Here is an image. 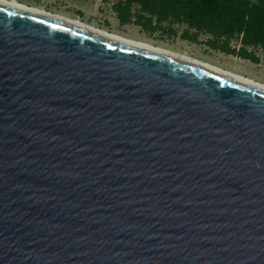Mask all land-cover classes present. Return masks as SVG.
<instances>
[{"label":"water","instance_id":"water-1","mask_svg":"<svg viewBox=\"0 0 264 264\" xmlns=\"http://www.w3.org/2000/svg\"><path fill=\"white\" fill-rule=\"evenodd\" d=\"M0 264H264V90L0 7Z\"/></svg>","mask_w":264,"mask_h":264},{"label":"trees","instance_id":"trees-1","mask_svg":"<svg viewBox=\"0 0 264 264\" xmlns=\"http://www.w3.org/2000/svg\"><path fill=\"white\" fill-rule=\"evenodd\" d=\"M112 9L120 23L142 29L153 30L167 19L183 23L209 34L211 48L251 62L258 58L246 47L264 46V0H117ZM231 38L238 39L237 48L228 45Z\"/></svg>","mask_w":264,"mask_h":264},{"label":"rangeland","instance_id":"rangeland-1","mask_svg":"<svg viewBox=\"0 0 264 264\" xmlns=\"http://www.w3.org/2000/svg\"><path fill=\"white\" fill-rule=\"evenodd\" d=\"M27 6L39 7L45 11L78 19L86 24L106 31L117 33L128 38L149 42L169 50L183 53L220 66L223 69L241 73L246 77L264 82V46H248L258 58L257 62L240 58L234 54L224 53L211 48L207 41L211 36L203 31H196L183 23L170 19L162 21L153 30L142 29L131 22L120 23L112 9L117 0H16ZM255 1V0H251ZM132 6L131 10L134 11ZM133 18V17H132ZM151 24H154L152 21ZM186 36V37H184ZM189 37V38H187ZM230 47L237 48V38L228 40Z\"/></svg>","mask_w":264,"mask_h":264},{"label":"bare ground","instance_id":"bare-ground-1","mask_svg":"<svg viewBox=\"0 0 264 264\" xmlns=\"http://www.w3.org/2000/svg\"><path fill=\"white\" fill-rule=\"evenodd\" d=\"M0 7L47 20L72 30L96 36L147 54L264 90V82L262 81L260 82L253 78L241 75V73L223 69L220 66L190 57L183 53L175 52L161 46H155L149 42L139 41L106 31L102 28L94 27L75 18L73 19L71 17L69 18L67 16L65 17L56 13H51L39 7L27 6L16 0H0Z\"/></svg>","mask_w":264,"mask_h":264}]
</instances>
